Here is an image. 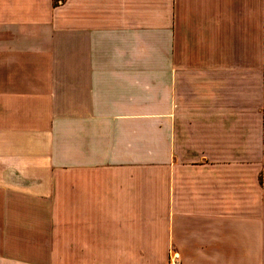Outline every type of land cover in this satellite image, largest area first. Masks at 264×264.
Here are the masks:
<instances>
[{
  "label": "crops",
  "instance_id": "crops-1",
  "mask_svg": "<svg viewBox=\"0 0 264 264\" xmlns=\"http://www.w3.org/2000/svg\"><path fill=\"white\" fill-rule=\"evenodd\" d=\"M264 264V0H0V264Z\"/></svg>",
  "mask_w": 264,
  "mask_h": 264
},
{
  "label": "built area",
  "instance_id": "built-area-1",
  "mask_svg": "<svg viewBox=\"0 0 264 264\" xmlns=\"http://www.w3.org/2000/svg\"><path fill=\"white\" fill-rule=\"evenodd\" d=\"M168 264H180L178 255L176 253L170 254V256L168 258Z\"/></svg>",
  "mask_w": 264,
  "mask_h": 264
},
{
  "label": "trees",
  "instance_id": "trees-1",
  "mask_svg": "<svg viewBox=\"0 0 264 264\" xmlns=\"http://www.w3.org/2000/svg\"><path fill=\"white\" fill-rule=\"evenodd\" d=\"M56 1H58V0H53V2H56Z\"/></svg>",
  "mask_w": 264,
  "mask_h": 264
}]
</instances>
